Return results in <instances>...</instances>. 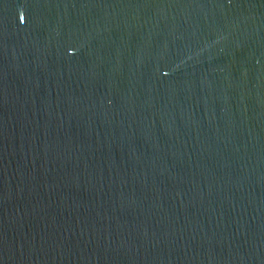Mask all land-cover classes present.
I'll list each match as a JSON object with an SVG mask.
<instances>
[{"label": "water", "instance_id": "95a60500", "mask_svg": "<svg viewBox=\"0 0 264 264\" xmlns=\"http://www.w3.org/2000/svg\"><path fill=\"white\" fill-rule=\"evenodd\" d=\"M0 264H264V0H0Z\"/></svg>", "mask_w": 264, "mask_h": 264}]
</instances>
